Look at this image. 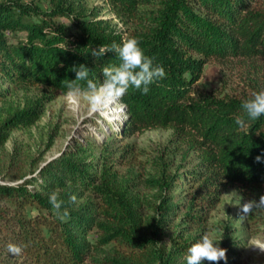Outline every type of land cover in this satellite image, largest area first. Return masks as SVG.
<instances>
[{
  "label": "trees",
  "instance_id": "obj_1",
  "mask_svg": "<svg viewBox=\"0 0 264 264\" xmlns=\"http://www.w3.org/2000/svg\"><path fill=\"white\" fill-rule=\"evenodd\" d=\"M52 1L51 9L34 0L0 1V101L9 93L5 84L42 88L30 106L0 123V145L9 130L33 123L45 103L76 90L68 87L74 65L83 64L89 79L100 84L101 67L119 63L112 53L95 58L91 49L135 37L166 75L149 85L147 94L130 88L119 97L123 133L171 128L173 139L185 142L197 161L181 174L162 169L154 180L158 203L144 219L125 189L112 186L105 174L91 173L83 162L64 155L28 172L22 152L14 149L0 164V264H186V251L196 240L181 238L183 233L160 243L182 211L179 228L187 232L205 221L227 186L264 191V163L255 161L258 155L264 160V116L254 121L245 116L240 128L235 119L247 97L192 92L210 58H264V11L253 6L259 0H107L114 16L128 25L126 34L95 9ZM60 17L72 28L58 23ZM179 186L189 188L184 201L171 192ZM52 192L63 202L66 219L49 203ZM85 194L91 197L84 199ZM92 231L99 235L94 242L88 237ZM9 244L21 252L9 253ZM218 264L236 263L226 257Z\"/></svg>",
  "mask_w": 264,
  "mask_h": 264
},
{
  "label": "rangeland",
  "instance_id": "obj_2",
  "mask_svg": "<svg viewBox=\"0 0 264 264\" xmlns=\"http://www.w3.org/2000/svg\"><path fill=\"white\" fill-rule=\"evenodd\" d=\"M34 1L45 9H51L55 4L52 0ZM68 1L85 12L95 9L100 17L111 19L117 28L127 33L128 25L114 16L107 7V0H67L60 4L66 5ZM253 6L264 11V0ZM56 21L72 28L65 17L56 18ZM5 86L9 87V93L0 101V123L30 106L42 93V88L35 86ZM261 89H264L262 57L210 58L192 85L195 95L216 97L249 98L253 91ZM124 119L125 109L119 97L94 105L76 90L59 94L44 104L43 111L33 123L8 131L7 138L0 145V164L5 162L9 153L19 150L27 162L28 172H33L51 159L66 155L83 162V167L91 173L105 174L112 186L125 189L146 219L153 215L159 200L160 193L154 180L162 169L181 174L196 163L197 156L185 142L173 139L171 128H153L125 136ZM30 161L35 163L28 166ZM188 189L179 186L171 192L175 200L184 201ZM262 194L264 191L244 193L237 185L227 186L204 222L183 232L179 228L182 211L174 219L173 229L162 235L160 243L169 244L183 233L181 238L196 241L207 234L214 243L226 249V257L236 264H264V206H253L246 214L240 208L244 202L258 200ZM90 197L85 194L83 198ZM98 236L95 231L88 235L93 242Z\"/></svg>",
  "mask_w": 264,
  "mask_h": 264
},
{
  "label": "clouds",
  "instance_id": "obj_3",
  "mask_svg": "<svg viewBox=\"0 0 264 264\" xmlns=\"http://www.w3.org/2000/svg\"><path fill=\"white\" fill-rule=\"evenodd\" d=\"M106 53H112L118 59V64H107L101 67L103 80L97 84L89 79V70L83 65L73 66L75 79L70 80L68 87H75L76 91L82 92L84 98L90 104L99 105L106 99L123 97L130 88L141 90L144 94L149 92V85L163 79L166 75L162 65H154L151 57L147 56L140 47V42L135 37L122 39L119 44L113 42L111 45H99L98 48L91 49V54L95 58L103 57ZM83 81V85L75 82ZM242 115L236 117L235 122L240 128H245L246 121L257 120L264 116V89L253 91L249 98L241 103ZM255 161L264 163L261 156H256ZM72 201L76 200L75 195L71 196ZM49 203L56 210L61 219L68 217L65 210L61 215L62 201L58 199V194L52 192L49 195ZM253 206H264V194L258 200L246 201L240 205L242 213H247ZM264 250V249H262ZM8 252L19 254L21 248L18 245L9 244ZM186 264H218L221 260H226V249L219 246L209 238L207 234L202 235L199 241L193 243L185 254Z\"/></svg>",
  "mask_w": 264,
  "mask_h": 264
},
{
  "label": "bare ground",
  "instance_id": "obj_4",
  "mask_svg": "<svg viewBox=\"0 0 264 264\" xmlns=\"http://www.w3.org/2000/svg\"><path fill=\"white\" fill-rule=\"evenodd\" d=\"M116 111H118V108L116 109Z\"/></svg>",
  "mask_w": 264,
  "mask_h": 264
}]
</instances>
